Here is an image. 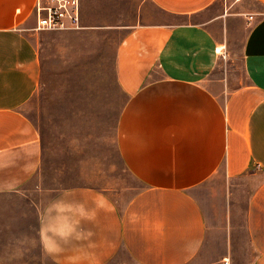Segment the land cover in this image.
Instances as JSON below:
<instances>
[{
    "label": "crops",
    "instance_id": "0c3cea01",
    "mask_svg": "<svg viewBox=\"0 0 264 264\" xmlns=\"http://www.w3.org/2000/svg\"><path fill=\"white\" fill-rule=\"evenodd\" d=\"M79 2L77 29L35 31V0H0V201L25 196L41 164L21 109L41 85L42 36L113 28L126 97L117 151L142 188L123 207L88 186L57 191L35 213L45 259L237 264L233 208L243 194L250 260L241 264H264V0Z\"/></svg>",
    "mask_w": 264,
    "mask_h": 264
},
{
    "label": "rangeland",
    "instance_id": "374dc122",
    "mask_svg": "<svg viewBox=\"0 0 264 264\" xmlns=\"http://www.w3.org/2000/svg\"><path fill=\"white\" fill-rule=\"evenodd\" d=\"M119 38L113 28L42 36L41 85L21 109L39 134L41 164L25 186V196L0 201V264H52L37 244L35 213L57 191L88 186L123 207L142 188L125 170L116 145L126 99L114 68ZM238 65L237 60L231 62L235 79ZM244 199L241 194L233 208L237 264L250 260L242 230ZM220 238L212 254L220 252Z\"/></svg>",
    "mask_w": 264,
    "mask_h": 264
},
{
    "label": "built area",
    "instance_id": "2783aa9c",
    "mask_svg": "<svg viewBox=\"0 0 264 264\" xmlns=\"http://www.w3.org/2000/svg\"><path fill=\"white\" fill-rule=\"evenodd\" d=\"M35 31L77 29L80 25L79 0H35Z\"/></svg>",
    "mask_w": 264,
    "mask_h": 264
}]
</instances>
